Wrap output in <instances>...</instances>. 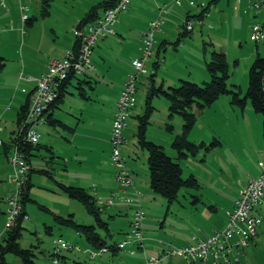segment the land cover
I'll return each instance as SVG.
<instances>
[{"label": "rangeland", "instance_id": "rangeland-1", "mask_svg": "<svg viewBox=\"0 0 264 264\" xmlns=\"http://www.w3.org/2000/svg\"><path fill=\"white\" fill-rule=\"evenodd\" d=\"M199 1L210 4V13L205 17L209 30L206 26L200 30L199 24H195L190 35L175 42L178 38V26L183 24L186 14L199 13ZM229 1L230 5H227V0H181V5H177L174 0H166L163 6L167 7V10L176 11V14L168 11L162 14L160 29L153 33L152 55L145 61L147 73L139 76L137 82L136 104L128 118L131 128L127 129L126 133L127 146L133 145L137 153L123 149V156L128 171L140 184L139 201L138 197H135L136 203L131 202L130 208L134 209L135 205H140L143 214V247L147 254H150L149 250L161 247L162 243L179 245L191 241L192 236L211 234L214 230L223 228L229 210L233 208L238 187L251 176L264 170V165L260 166L258 163L260 160L264 163V114L254 110L249 99L244 106L231 103L229 94L220 95L202 109L195 103L189 108L195 112L196 120L187 133V138L202 145H199L194 153L189 152L187 156L177 159L182 167V177L187 178L193 174L197 184L180 187L176 199L171 203H167L163 196L149 187L147 151L136 144V114L144 110L145 80L154 71L153 63L156 59L160 62L155 73L156 83L163 81L164 87L167 88L177 86L178 78L195 80L198 84L208 81L210 77L205 68V61L209 60L211 51L224 52L230 72L228 87L234 89V85H238L241 97L244 96L249 67L257 54H264V44L255 43L250 39L253 24L259 22L264 27V5L255 11L248 0ZM41 2L42 0H39L38 7H35V0H4L5 5L0 6V11L8 15L6 20L0 16V26H7L6 32H0V56L5 59V65L0 71V241L3 237L1 233L4 234L6 229V198L15 187L14 181L10 179L13 167L8 159L13 153V146L5 152L4 145L10 140L12 129L13 133L19 127L16 125L17 109L20 103L24 102L26 94L21 91L22 87L30 84L31 78H34L32 73L40 67L46 55L59 57L65 46L61 37L48 28L51 25L66 26L76 11L81 10V2L49 0L50 14L42 15ZM21 6H26L28 13L36 16L32 26L25 25L21 31L22 35L20 25L15 24L13 28L11 24L19 16ZM26 7H21L24 8L20 15L21 22L22 15H27ZM131 11V25L124 24L123 17L127 12H121L117 17L119 22L112 27L116 29L121 26L126 30L123 38L119 39L117 35L108 33L98 40L99 43L97 42L98 45L94 48L96 51L98 47L109 44L113 52L115 51L112 54H119L120 62L125 61L126 65H130L134 55H137L135 59L142 56L143 34L145 29H148L147 26L144 31L137 29V26L145 22L143 14L140 13L144 11L141 8H138V13L135 9ZM80 30L76 28L74 33ZM69 37L71 41V33ZM162 37L168 40L165 45L160 43ZM91 58L93 61L97 54L94 52ZM43 62L45 64V61ZM202 71L208 75L205 79L200 77ZM134 73L136 70L133 66L131 72L126 75ZM152 104L155 109L147 126L146 137L162 144L165 151L175 157V150L170 143L172 137L181 131V116L174 114L168 119V102L162 95L153 97ZM44 118L45 122V113ZM166 121L173 125L172 130L166 127ZM36 159L37 156H31V162ZM27 165V171L30 172L28 161ZM31 173L36 177V172ZM6 184L12 187L9 192L4 189ZM42 188L39 184L32 183L28 189L29 198L25 200L26 215L22 221L23 228L19 238L21 246L33 249L37 263L140 264L138 257L142 258V249L137 247L136 243L129 241L118 253H112L110 250L100 251L88 242L82 233L57 223L53 217L54 213L63 216L73 213L76 221L94 224V229L108 245L125 238V231L129 229L131 219L128 211L130 208L127 211L125 207L120 208V212L116 211L115 218L108 217L104 211L101 212L102 218L108 222L106 228L99 224L80 201L69 197L63 191L56 194L47 190V187ZM257 210L262 215V221L257 227L256 236L250 241V245L245 247V253L241 255L239 262L227 264H264V205H258ZM57 236H61L68 246L58 250L59 256H55L54 260L51 254L55 251L52 238ZM132 247L134 249H131ZM6 259L13 264H20L19 257L13 253L8 252ZM164 264L211 263L209 259L190 262L180 255H174L168 257Z\"/></svg>", "mask_w": 264, "mask_h": 264}, {"label": "crops", "instance_id": "crops-1", "mask_svg": "<svg viewBox=\"0 0 264 264\" xmlns=\"http://www.w3.org/2000/svg\"><path fill=\"white\" fill-rule=\"evenodd\" d=\"M100 1L102 0H86L84 2L80 0H73L75 3L81 2V10L76 11V14L71 18L66 26L63 25L62 27H56L51 25L48 28L49 31L61 37V40L65 42V46L59 57L51 56L50 54L46 55L43 58L40 67L32 73L33 77H37L40 73L46 70L50 59L61 58L67 50L72 48L76 36L74 33L76 25L81 20L85 12L92 5H95ZM165 1L166 0H130V4L127 9L122 12H127L123 17L124 24L131 25V23L129 24V21L133 18L132 9L137 10V13L138 8H141L144 11L140 13L143 14L145 22L141 24V26H137L139 27L137 29H141L142 31H144L146 26L148 28L150 21L154 20L159 15L162 16L163 13L166 14V11H168V13L175 12L176 14V11L167 10V7L163 6ZM215 1L217 2L218 0ZM38 3L39 0H35V7H38ZM199 3H201V1H199ZM229 3L230 1L227 0V5H230ZM197 4L198 2L195 5ZM204 6L208 8V13L202 18L203 22L202 25H200V30L206 26L205 23H208L207 21L205 22V17L210 13V4L204 3ZM21 7L20 12L17 11L19 12V18L16 17L11 24L13 25V28L15 27V24L20 25L19 30L22 35L23 33L21 31H23V28L27 24H24L23 21L21 22L20 15L24 10V8L22 9ZM71 7L73 8V6ZM25 11H27L28 19L32 17V20L28 24V26H32L36 16L30 15L27 7L25 8ZM49 14L50 11L47 15ZM0 16L4 17L6 20L8 15L0 11ZM117 22H119L118 18L115 24H117ZM87 25L88 24H86L83 29H85ZM2 26H0V32H6L7 26ZM207 30H209V27H207ZM146 31L147 30L145 29V32ZM125 32L126 30L122 29L120 26L113 29L112 35L115 34L119 37V39H121L123 38ZM70 33L73 37L71 41L69 37ZM109 40H111V38L108 39V41ZM167 41L168 40L162 37L160 43L161 45H165ZM98 43H96L92 49L91 57L95 52L97 54V58L92 61V58L90 57L91 67L87 69L85 74L73 75L70 77L69 82H67L64 87L65 92L62 100L51 105L45 113V117L47 113H50L51 117H46V121L41 125L40 137L37 142L38 146L32 150L33 155L37 156L38 159L31 162L30 157L29 176L32 183L39 184V187H43L42 189H46L47 187V190L56 194H59L61 193L59 191H62L58 188L57 181L82 186L95 195L101 212L104 211L107 213L108 217L115 218L116 211L120 212V208L125 207L127 211V209L131 207V202L136 203L137 199L135 197H138L139 201V193L136 195L134 188L140 192V184L136 181L134 176V188L122 187L115 179L114 172L116 167L110 160L109 143L115 103L125 81L126 74L131 72L133 68L132 61L137 57V55H134L131 58L132 61L130 65H126L125 61L122 63L120 62L121 57L119 54H112L115 51L113 52L112 46L109 44L100 46L95 51L94 48L98 45ZM43 61H45V64ZM201 75L202 76L200 77L203 79L208 76L205 71H202ZM179 79L181 78H178V80ZM142 81L144 80L142 79ZM145 82L146 88L147 78ZM161 83L164 86L163 81ZM34 87L35 82L33 80L30 84L28 83L22 87L21 91L26 93L25 99L28 95H31ZM21 104L22 103H20V105ZM133 109L131 110V114ZM129 128H131V123L129 124L128 121L122 131L125 138V143L121 147V153L123 155V149L127 151L132 150L134 153H137L133 145L130 147L127 146L126 133ZM12 131L9 138L13 135ZM31 172H36V177H33ZM11 188L12 187L8 184L4 187V189L8 190V192ZM115 195L116 197L114 198ZM125 197H131L133 200L127 202L124 199ZM134 198L136 200H134ZM136 207L137 205L134 206V209L130 208V210H128L131 215ZM231 210L232 209L229 211ZM1 234L4 235L3 233ZM130 243H136L137 247L142 249V258H138L140 259V264H143L145 256L147 255L144 250L145 248L143 247L144 242L138 244L136 241H132ZM126 245L127 243L124 244V247ZM131 249H134V247ZM160 249L161 247H158L155 250L151 249L148 253H156Z\"/></svg>", "mask_w": 264, "mask_h": 264}, {"label": "built area", "instance_id": "built-area-1", "mask_svg": "<svg viewBox=\"0 0 264 264\" xmlns=\"http://www.w3.org/2000/svg\"><path fill=\"white\" fill-rule=\"evenodd\" d=\"M174 1L177 5H181V0ZM248 1L255 11L264 5V0ZM129 4L130 0H116L115 4L106 8L94 22L88 24L85 29L75 32L76 36L81 39L77 51L69 49L62 58L50 59L46 70L38 77L31 78L35 82V87L23 121L18 127L26 141L38 142L40 128L45 119V110L58 97L60 85L70 74L82 75L91 67L90 57L94 45L108 33H113L112 27L117 21L118 14L124 12ZM4 5V0H0V6ZM202 6L203 3H201ZM26 18L27 15L23 14L22 21L24 22ZM202 22L203 20L197 17L190 19L184 25V29L191 30L195 24L201 25ZM161 23V15L150 21L147 31L143 34L142 56L133 61L136 73L126 75L115 103L109 136L110 159L116 166L114 177L123 187L134 188V178L128 171L124 163V156L120 151L121 146L125 143L122 131L127 124L130 109L136 103L135 92L139 76L147 73L145 61L152 55L153 33L160 29ZM250 39L255 43L264 44L263 24L258 22L251 26ZM12 146L13 153L8 159L13 167L10 179L14 181L15 187L6 198L8 205L4 224L6 229L15 225L20 213L23 182L28 170L24 153L18 149L16 144ZM258 163L260 166L264 165L261 160ZM134 192L136 195L139 193L136 188H134ZM124 199L127 202L133 200L131 197ZM258 205H264V170L251 176L238 187L233 208L229 212L223 228L214 230L211 234L192 236L191 241L179 245L162 243L158 252L145 256L143 264H164L168 257L174 255H180L190 262L208 259L211 264L239 262L245 247L256 236L257 227L262 221V215L257 210ZM137 206L131 215L127 235L125 234V238L117 242L118 246H124L130 240H143L141 229L143 214L140 205ZM52 243L56 252L68 246L61 236L53 237ZM104 250L103 247L100 251Z\"/></svg>", "mask_w": 264, "mask_h": 264}, {"label": "trees", "instance_id": "trees-1", "mask_svg": "<svg viewBox=\"0 0 264 264\" xmlns=\"http://www.w3.org/2000/svg\"><path fill=\"white\" fill-rule=\"evenodd\" d=\"M115 2L116 0H102L99 3L92 5L85 12L81 20L78 22L76 28L83 29L86 24L94 22L106 8L113 6ZM201 3L198 4L200 7L199 13L192 15L187 13V15L185 16V21L181 26H179L178 38L175 42L181 41V37L190 35V32L193 30L194 26L191 30L184 29V25L188 20L196 17L202 19L208 13V8L204 6V3L201 7ZM49 6V0H42V15L48 14ZM31 20L32 17H30V19L26 18L24 20V24L28 25ZM80 41V37L75 36V40L71 48L72 51L78 50ZM4 60V57L0 56V70L5 65ZM158 65L159 61L155 60V62L153 63L154 71L147 76L144 110L143 112L136 114L137 125L135 131V138L136 144L147 151L149 187L154 192L163 196L167 200V203H171L176 199L180 187L185 185L197 184V179L193 174H190L187 178L182 177V167L177 159V157L187 156L189 152L194 153L197 147L199 145H202V143L196 144L187 138V133L193 127L196 120L195 112L189 109L192 103H195L197 107L202 109L205 106H208L213 103L220 95L229 94L231 96V103H238L241 106H244V104L249 99L254 110L260 111L264 114V54H257V56L249 67L248 83L243 97H241V90L238 85H234V89H230L228 87L227 80L230 77V72L228 68L226 54L224 52H219L215 50L211 51L209 60L205 61V68L209 74L210 79L208 81L202 82V84H198L197 82L186 79H179V84L177 86H168L167 88H165L162 83L156 84L155 81V73ZM73 75V73L70 74L62 82L59 87L58 97L53 103H50L48 105L47 109L45 110V113L48 111L51 105L62 100V97L65 92L64 87L66 83L69 82L70 77H72ZM160 95H162L168 102V119L174 114H179L182 119L181 131L179 133H176L172 137L170 143L171 147L175 150V157L168 154L162 144L156 143L146 137L147 126L150 123L151 114L155 109V106L152 104V99L153 97ZM29 101L30 95H28L24 103L19 106L16 115L17 127L23 121V118L29 105ZM134 106L135 105H133L130 109L129 116L131 115V110ZM46 117H51V114L47 113ZM166 127L170 130L173 129V125L168 121H166ZM16 130L15 132H13V135L11 136L10 140L6 141L4 145V151L6 152V150L11 145L16 144L18 149L24 153L26 161L30 163V157L31 155H33L32 150L38 146V143H31L26 141L23 136V133L18 129ZM27 172L28 173H26V178L23 182L20 200V213L17 217L15 225L5 229L2 241H0V264H13L12 262H9L6 259V254L8 252L18 256L20 259V264H53L52 262L37 263L34 260L35 253L33 249L31 247H23L19 242L21 230L23 228L22 221L26 215L25 200L29 198L28 189L32 185L29 176L30 172ZM57 186L69 197L80 201L86 207L87 211L91 213L94 218L99 222V224L107 228V221L102 218L100 206L97 202L95 195L92 192L88 191L82 186L71 185L61 181H57ZM45 208L49 210V208ZM53 217L57 223L65 224L74 228L79 233H82L88 242L92 243L100 250L104 247L105 250H110L112 253H118L122 249V247H124L118 246L117 242H112L111 244L107 245L105 239L102 238L99 233L94 229V224H84L76 221L73 217V213H69L67 216L54 213ZM127 231L128 230H126L125 233H127ZM130 241H136L138 244H141L143 242V240ZM51 254L53 259L55 256H59L58 252L56 251H53Z\"/></svg>", "mask_w": 264, "mask_h": 264}]
</instances>
